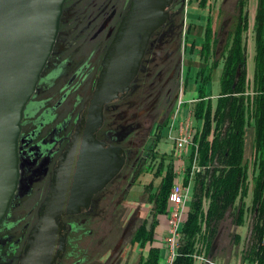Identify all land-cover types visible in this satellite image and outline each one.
Segmentation results:
<instances>
[{
	"label": "flooded vegetation",
	"instance_id": "obj_1",
	"mask_svg": "<svg viewBox=\"0 0 264 264\" xmlns=\"http://www.w3.org/2000/svg\"><path fill=\"white\" fill-rule=\"evenodd\" d=\"M131 3L66 0L52 54L24 110L19 185L0 223V264H20L38 210L48 198L60 161L74 146L103 60ZM189 3L173 0L128 91L103 106L102 124L94 136L104 148L122 151L124 166L87 207L61 216L65 248L55 264L127 263L125 249L139 227V209L130 213V198L139 192L143 170L163 154L176 104L186 95L184 60L196 27ZM114 229L121 230L119 236L114 237Z\"/></svg>",
	"mask_w": 264,
	"mask_h": 264
},
{
	"label": "water",
	"instance_id": "obj_2",
	"mask_svg": "<svg viewBox=\"0 0 264 264\" xmlns=\"http://www.w3.org/2000/svg\"><path fill=\"white\" fill-rule=\"evenodd\" d=\"M65 2L0 0V223L19 185L18 147L24 110L52 54ZM172 2L132 0L80 121L84 128H79L74 146L60 161L20 264H55L65 248L61 216L87 207L122 170V151L101 146L94 132L102 124L103 106L127 92L135 80L152 34L167 21ZM220 236L210 248L209 261L217 253Z\"/></svg>",
	"mask_w": 264,
	"mask_h": 264
},
{
	"label": "trees",
	"instance_id": "obj_3",
	"mask_svg": "<svg viewBox=\"0 0 264 264\" xmlns=\"http://www.w3.org/2000/svg\"><path fill=\"white\" fill-rule=\"evenodd\" d=\"M207 3L208 0L200 1L202 7H206ZM263 12L264 9L260 16ZM211 27V24L206 25V42L202 53L205 65L196 78L198 95L194 104V120L197 121V127H194V145L190 148L185 176L186 185L190 181L193 183V199L187 218L183 220V237L173 264H194V257L202 251L208 257L226 218L230 216L233 226L242 228L251 212V235L243 257L249 264H264V34L257 38L254 78L251 82L247 75V46L240 35L235 37L233 44L231 42L229 50L221 57L224 61L221 93L214 106L206 89L212 79L213 69L220 60L216 57L218 50L213 52L212 45L210 47ZM251 122H254L255 148L250 166V162L244 158V146L246 128ZM195 159L201 171L196 172L190 180ZM169 160L168 163L166 160L161 162V171L155 175L162 179L159 187L155 189L151 183L144 192L156 215L167 212L176 179L175 164L173 159ZM153 169V166L149 167L148 172ZM143 172L146 174L145 170ZM250 189H253L252 206L246 203ZM152 235L153 229L149 230L147 223L143 222L134 232L131 242H147L152 240ZM240 240L241 237L236 234L234 243ZM158 263L159 252L152 250L144 264Z\"/></svg>",
	"mask_w": 264,
	"mask_h": 264
},
{
	"label": "rangeland",
	"instance_id": "obj_4",
	"mask_svg": "<svg viewBox=\"0 0 264 264\" xmlns=\"http://www.w3.org/2000/svg\"><path fill=\"white\" fill-rule=\"evenodd\" d=\"M201 0H190V3L188 4V12L189 16L192 17V19L195 20V30L192 32L194 35L190 39L191 45L188 47V52L185 56V77L187 82V89L186 94H195L197 93V83L196 78L197 74L200 71V69L205 65V62H202V53H203V46L206 42V25L211 24V31L209 32L211 37V43L210 47L212 45L213 52L218 50V54H216L217 59L220 60L218 65L213 69V72L211 74L212 79L208 85L207 94L212 99V104L216 106L217 99L221 93V78L223 73V67H224V61L221 60L222 55L229 50L230 44L235 39L237 35H240V39L244 44H246L248 53H247V60H248V68H247V75L249 76L250 82L253 81L254 78V67H255V54L257 50V38L261 37L262 34H264V12L260 16L261 11L264 9V0H208V5L206 7H202L203 5L200 4ZM202 5V6H201ZM243 10V12H241ZM240 15L239 16V14ZM244 14H246V17H244ZM223 34V36H222ZM224 41L223 45H219L220 42ZM212 64V61L210 62V65ZM190 97V95H188ZM195 104V103H194ZM192 105L193 114H194V108L196 105ZM189 105H185L182 108L181 115L189 111L190 108H188ZM189 116V115H188ZM182 117V116H181ZM194 119V116H193ZM192 126L195 128L197 127V121L192 120L191 121ZM168 137V135H167ZM170 141V140H169ZM165 149V151L170 152L169 143L162 146L161 149ZM174 148L172 144V149ZM191 146H188L185 151V153L182 156V162L185 163L184 171L188 170V158ZM174 150V149H173ZM189 151V152H188ZM175 154V151H173ZM188 152V154H187ZM172 156H167L160 154L158 155L153 161L151 162L153 166V171L148 172V168L151 166H146L144 169L146 174L141 177V180L139 182V185L153 183L159 185L161 180L155 177L157 175V172L161 171V162L166 160L169 162V159ZM138 185V186H139ZM149 185V184H148ZM182 185V184H181ZM183 185H186L184 182ZM143 201L147 200L148 195H142ZM191 196H193V193H191ZM131 199V198H130ZM140 200V199H139ZM251 196L248 197L246 203L252 206L251 204ZM140 202V201H139ZM139 202L133 204H128V208L130 210V213L137 209L139 206ZM206 208L207 202H205L204 205ZM139 209V208H138ZM149 209V208H148ZM147 208L143 210V213L141 214L142 217L146 216V213L148 212ZM247 223L244 227L238 228L237 226H233V219H231L230 216H228L225 222L220 226L218 237L220 236V242L218 244V250L215 255V257L212 259V263H215L214 259L218 254L225 253V256L231 255L236 256L238 254V262L241 261V256L243 252L247 249V246L249 244L250 239V230L252 226V212L247 216ZM140 221L138 225L142 223V219H139ZM116 230L114 229V232ZM118 233V234H117ZM121 233L120 231H116V236H119ZM239 235L241 237V240L239 243H234V236ZM216 240V239H215ZM214 243V242H213ZM127 250L129 252V256L126 258L127 263L126 264H138L140 260L141 253L138 251H134L132 245H127ZM126 251V249H125ZM203 253V254H202ZM202 255L205 254L204 251H202ZM206 257V256H205ZM167 258V250H165L164 255L162 257L163 264L165 263ZM195 258V257H194ZM208 257H206V260ZM195 260H197L195 258ZM203 262V261H202ZM216 264V263H215ZM243 264V263H242Z\"/></svg>",
	"mask_w": 264,
	"mask_h": 264
},
{
	"label": "crops",
	"instance_id": "obj_5",
	"mask_svg": "<svg viewBox=\"0 0 264 264\" xmlns=\"http://www.w3.org/2000/svg\"><path fill=\"white\" fill-rule=\"evenodd\" d=\"M188 95H190V97H188ZM197 95H198V92L195 94L194 93L188 94V92H187V94L185 95V97H184L185 105L188 104L189 105L188 108H190V109H189V111L187 110V112L182 115L181 120H183V121H185L187 119L194 120L193 119L194 114H193V109H192L193 106L192 105L196 102ZM254 140H255L254 122H251L246 128V137H245V146H244L245 147L244 158H245V161L250 162V166L252 165V162H253L252 159H253L254 148H255L254 147ZM168 143H169V147H170V152L165 151V149L163 148L162 153L164 155H167V156H172L171 159H173V164H175L174 170H175V174H176V177H175L176 179H175L174 185L175 184H184L185 179H186L185 178L186 173L181 172V169H184L183 166H185V163H183L179 160V156L176 153L174 154V152H173L174 150L172 149V142L169 141ZM188 152H187V154H188ZM165 162L168 163L167 161H165ZM169 162H170V160H169ZM250 172H251V170H250ZM160 180H162V179L160 178ZM148 184H150V183H148ZM148 184L139 185L138 186L139 192L136 194H133L130 201L135 202V203L136 202L138 203L140 201L138 204V206H139L138 208L140 210L139 214H138V218L142 219V223L143 222L147 223L149 230L153 229V235H152L153 238H152V240H149L147 242L143 241V242H137L134 244L132 242H130L128 245H132L134 251H138L141 253V255H140L141 256L140 257L141 264L142 263L144 264L147 262L152 250H156L159 252V263L158 264H163L162 257L164 255L165 250H166V239L168 237L167 236L168 235L167 214L172 207L168 203L167 212L162 214V215H156L153 205L150 202H148V200L143 201L142 195H145V193H144L145 188L147 187ZM159 185L154 184L153 186L156 189L157 187H159ZM192 186H193V183L191 184V191H190L191 193H193L192 192ZM250 190H251V192H250L249 196H251V199H252L253 189H250ZM192 199H193V196H191L190 201L186 204L187 207H186V211H185L183 220H185L187 218V215L190 211V207H191L190 205H191ZM143 208H144V210L146 208L147 209L149 208L147 210L148 212L146 213L145 217L141 216V214L143 213V210H142ZM139 219H138V221H140ZM125 252H127L128 256L130 255L127 248H126ZM214 261L216 264H242V263L243 264H249L248 262H246L244 260L243 254L241 256V261L239 260V262H238V254H236V256H231V255L225 256V253L218 254V256H216ZM194 264H206V263H204L200 260H195Z\"/></svg>",
	"mask_w": 264,
	"mask_h": 264
},
{
	"label": "built area",
	"instance_id": "obj_6",
	"mask_svg": "<svg viewBox=\"0 0 264 264\" xmlns=\"http://www.w3.org/2000/svg\"><path fill=\"white\" fill-rule=\"evenodd\" d=\"M176 111L173 115V121L170 123L167 135L168 139L172 142L174 146L175 153L179 156V160L182 162V156L187 150L188 146H193V136L194 128L192 126V120H181V111L185 106L184 97H180L176 104ZM194 166L191 170L190 177L192 180L196 172H200L201 169L198 167L197 160H194ZM184 168V166H183ZM181 172L186 173L184 169H181ZM186 175V174H185ZM191 184L181 185L175 184L171 190L170 195V205L171 209L167 215L168 221V237L166 239V250L167 258L164 264H173L178 256V249L182 240L183 235L181 234V228L184 224L183 217L186 211V204L191 199ZM197 260L203 261L204 263L214 264L208 259L206 260L205 254L196 255Z\"/></svg>",
	"mask_w": 264,
	"mask_h": 264
}]
</instances>
